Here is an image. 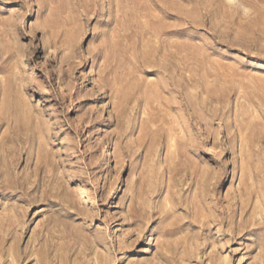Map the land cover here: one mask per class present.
I'll return each mask as SVG.
<instances>
[{"label": "rangeland", "instance_id": "rangeland-1", "mask_svg": "<svg viewBox=\"0 0 264 264\" xmlns=\"http://www.w3.org/2000/svg\"><path fill=\"white\" fill-rule=\"evenodd\" d=\"M0 264H264V0H0Z\"/></svg>", "mask_w": 264, "mask_h": 264}]
</instances>
